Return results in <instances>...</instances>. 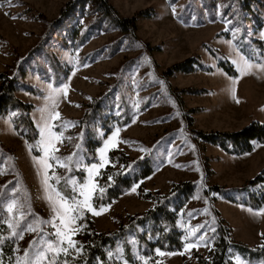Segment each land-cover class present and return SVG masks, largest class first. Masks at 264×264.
I'll use <instances>...</instances> for the list:
<instances>
[{
  "label": "rangeland",
  "instance_id": "1",
  "mask_svg": "<svg viewBox=\"0 0 264 264\" xmlns=\"http://www.w3.org/2000/svg\"><path fill=\"white\" fill-rule=\"evenodd\" d=\"M69 1L12 0L9 5L0 0V71L17 76L20 83L14 95L31 103L29 115L37 131L35 144L49 85L67 84L66 94L57 97L59 118L52 123L55 131L63 130L64 137L72 139L58 145L57 155L71 154L76 151L74 145L80 143L84 162H99L98 150L119 129L117 139L121 142L109 146L103 168L111 165L114 170L126 169L108 156L110 151L114 156L124 154L129 162L148 160L152 169L148 175L109 202L95 205H104L106 211L99 216L86 212L93 229H117L127 222L128 215L153 205L154 200L144 192L156 193L162 199L175 183L187 180L193 189L175 219L181 247H152L158 261L201 264L200 258H207L212 248L216 222L226 229L230 242L251 248L263 245L264 215H253L248 209H264V202L252 207L231 201L225 193L236 199L245 198V191L237 196L235 191L224 190L242 186L264 166V142L253 140L250 151L237 153L228 139L224 140L225 148L201 138L197 131L230 132L251 120L264 121V73L254 69V74L241 77L232 63L238 54L257 63L264 60V0H107L118 17L135 15L133 26L126 30L107 16L97 20L98 6L89 0L80 5L76 1L57 19ZM188 56L199 59L202 68L165 72L172 63ZM220 59H226L235 73H226L218 65ZM232 79L237 80L234 96L229 91ZM12 112L8 109L6 114ZM0 127V149L4 152L0 169L6 172L0 175V189L7 186L10 190L17 180L21 181L32 211L48 219L50 208L42 198L41 177L32 159L43 153L38 149L34 155L23 138L24 145L6 147L4 142L12 143L11 135L2 122ZM22 146H26L24 151ZM254 146L257 148L253 150ZM52 163L58 175H70L78 181L87 177L82 171L65 173ZM52 171L49 169V175ZM96 179L100 187L105 185L99 176ZM67 188L70 191V186ZM85 222L84 218L78 223L85 227ZM199 225L204 227L186 241L188 233ZM138 228L145 230V226ZM82 230L74 237L79 243L84 241ZM145 236L150 238L147 233ZM201 236L203 243L185 249L186 243H195ZM32 238L26 234L19 242L21 252H12L14 256L22 255ZM126 238L134 256H142L134 232ZM121 244L117 240L113 249L106 251L107 255L109 251L114 253L117 264H123L118 259L123 257L122 252L117 253L118 248L123 249ZM156 249L165 255H158ZM243 254L228 247L232 264H238V258L243 264H264L261 257Z\"/></svg>",
  "mask_w": 264,
  "mask_h": 264
},
{
  "label": "trees",
  "instance_id": "2",
  "mask_svg": "<svg viewBox=\"0 0 264 264\" xmlns=\"http://www.w3.org/2000/svg\"><path fill=\"white\" fill-rule=\"evenodd\" d=\"M82 1L85 0H72L66 2L58 13L57 19L62 18L61 16L63 15V12L66 10L69 11L75 2L80 5ZM89 1L98 6L100 16L97 20L101 19L103 16H107L108 19L115 23L121 30H126L133 26L135 15L130 18L118 17L107 0ZM97 20L94 19V21ZM218 65L228 74L235 73L233 67L226 59H220ZM201 66L199 59L193 56H188L182 61L172 63L166 68L165 72H189L196 68H202ZM19 83L16 75H9L6 71H0V116L6 114L8 109L13 111L10 115L13 128L24 138L27 145H35L37 131L29 115L31 103L23 102L14 95V90L17 89ZM24 88H27V86H24ZM28 90L33 91V88L28 87ZM197 134L200 135L201 138L211 142H217L220 146L225 148L226 145L224 144V140L228 139V141L235 145L231 146L234 152H245L252 149L253 140L264 142V121L251 120L239 129L230 132L214 131L205 133L197 131ZM92 141L94 140L92 139ZM31 152L35 155L38 153V149L33 148ZM3 155L4 152L0 149V161L2 160ZM108 156L110 158H115L116 161H120L126 169L119 168V170H114L111 165H107L100 170L99 178L104 181L102 185L105 183L103 186L105 192L103 194V199H99V193H97V198L94 200L95 205L109 202L112 198H115L121 193L123 189L128 188L133 182H136L141 177L148 175L152 170L148 160L145 158H137L129 162L124 154H116L114 156L113 151H110ZM109 177H111V180H109ZM263 181L264 166H262L251 178L246 180L242 186L231 187L224 190V192L235 191L237 196H239L241 190H244L246 194L245 198L236 197V199H238L236 200L230 193H225L224 196L231 201L257 207L264 202ZM249 186L253 188H250ZM58 187L61 188L65 194L69 192V189L64 186L63 181H61V184ZM213 188L219 190L217 186H213ZM192 189V183L186 180L175 183L170 193L164 197L162 196V199L161 196L156 193L144 192V196L150 197L154 200L153 205L146 208L141 213L128 215V220L125 224L120 223L117 229L110 232L95 231L92 222L85 213L84 218L86 220V225L83 227L81 233L84 241L83 243L80 242V244L84 246V255L78 257L74 263L117 264L113 258L109 259L106 251L107 248L113 249L116 241L121 240L124 259L128 261L129 264H143L140 259L134 256L131 245L126 238V235L130 231H133L138 242L137 248L140 254L149 260V264H163L157 260V257L152 252V247L157 246L165 250L179 249L181 247L182 240L180 238V229L175 224V218L177 216V210L180 209L183 202L188 198ZM252 189L256 190L253 191ZM138 226L143 228L145 226V230H138ZM146 233L150 238H146ZM213 237L212 248L208 251L207 258H200L201 264H232L228 257L229 246L235 247V249L241 254L247 253L249 257H261L264 263V246L260 245L251 248L241 243L230 242L226 237V229L219 222H216ZM13 249V243L11 241H6L3 248L4 264H8L10 257L14 258V254L12 253Z\"/></svg>",
  "mask_w": 264,
  "mask_h": 264
},
{
  "label": "snow or ice",
  "instance_id": "3",
  "mask_svg": "<svg viewBox=\"0 0 264 264\" xmlns=\"http://www.w3.org/2000/svg\"><path fill=\"white\" fill-rule=\"evenodd\" d=\"M6 2L9 5L12 4V0H6ZM173 12L175 13V8H173ZM13 19H16V17H13ZM232 63L241 77L254 74V69L264 73V60L257 63L253 62L250 57L238 54ZM236 83L237 80H231L229 91L233 96L235 95ZM67 89V84L62 87L49 85V93L45 97V106L40 109L39 140L35 145H27L30 152L33 148H36L43 153L41 156H33L32 159L37 174L41 177L44 193L42 198L47 202L51 215L48 219H44L32 211L30 198L27 195V190L21 187V181L17 180L16 185L10 190L7 189V186L0 189V264H4L3 248L6 241H11L16 245L13 249L14 253H20L19 242L24 239L26 234L33 235L28 247L23 249L22 255L18 254L14 258L10 257L8 264H74L78 257L84 255V246L74 239L83 227L78 222L84 219L86 212L99 216L106 211L104 205L97 207L94 204L97 193H99L98 198L103 199L105 192V188L98 185L96 178L99 176V170L107 162L105 153L109 146L121 142L117 139L119 129L113 132L104 141V146L98 150L99 162L85 163L80 155L82 152L80 143L74 145L76 151L71 154L67 156L57 155L56 153L59 152L58 145H63L66 139H72L71 137H64L63 130L55 131L56 125L52 123L53 120L59 118V113L56 111L58 106L57 97L60 94H66ZM68 123L72 122H65V124ZM52 162H55V165L59 168H63L65 173H72L74 170L82 171L87 173V177L82 181H78L70 175H58ZM12 167L14 170V165ZM49 169H53L51 175H49ZM4 174H6L5 170L0 169V175ZM109 180H111V177H109ZM51 181L55 183H51ZM61 181H63L65 187L70 186V191L67 194L58 187ZM133 191H135V188H133ZM18 193H22V195H17ZM248 211L253 215H264V209L256 212H253L252 209H248ZM203 227L204 225H199L193 228L185 237V240L188 241L189 237L196 236V233ZM4 233H7V235ZM203 242L204 237L201 236L195 243H186L185 249L196 247L197 244ZM121 252L122 249L118 248L117 253ZM156 253L161 256L165 255L160 249H156ZM172 254L168 253V255ZM113 256L114 253L109 251V259H112ZM118 259L123 261V264H127L122 255L118 256ZM138 259L143 264H149V260L143 256H138ZM238 264H243L242 261H239V258Z\"/></svg>",
  "mask_w": 264,
  "mask_h": 264
},
{
  "label": "crops",
  "instance_id": "4",
  "mask_svg": "<svg viewBox=\"0 0 264 264\" xmlns=\"http://www.w3.org/2000/svg\"><path fill=\"white\" fill-rule=\"evenodd\" d=\"M13 113V112H12ZM12 113H8V114H3L2 116H0V123L2 122V126L4 127V129L6 130V131H8V133L11 135V136H9L10 138H11V140H10V142H12V143H6V142H4L5 144H6V147H12V148H14L15 149V147H13V145H11V144H21V145H24V142L22 141V139L21 138H23L22 136H20L16 131H15V129L13 128V125H12V122H11V117H10V115L12 114ZM1 131H2V129H1V127H0V133H1ZM17 140V141H15V140ZM23 140H24V138H23ZM18 142V143H17ZM23 143V144H22ZM26 144V143H25ZM256 144H258L259 145V143H256ZM262 145H264V144H262ZM22 148H23V151L26 149V146H22ZM254 148H257V146H254L253 147V150H254ZM251 153V152H250ZM177 217V216H176ZM175 219H177V218H175ZM256 231H257V229H256Z\"/></svg>",
  "mask_w": 264,
  "mask_h": 264
}]
</instances>
